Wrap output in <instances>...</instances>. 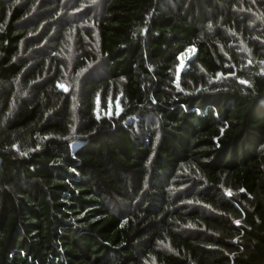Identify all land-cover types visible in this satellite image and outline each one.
<instances>
[{
	"label": "trees",
	"instance_id": "trees-1",
	"mask_svg": "<svg viewBox=\"0 0 264 264\" xmlns=\"http://www.w3.org/2000/svg\"><path fill=\"white\" fill-rule=\"evenodd\" d=\"M0 264H264V0H0Z\"/></svg>",
	"mask_w": 264,
	"mask_h": 264
},
{
	"label": "snow or ice",
	"instance_id": "snow-or-ice-1",
	"mask_svg": "<svg viewBox=\"0 0 264 264\" xmlns=\"http://www.w3.org/2000/svg\"><path fill=\"white\" fill-rule=\"evenodd\" d=\"M241 83H247L246 81H240ZM59 87H63V85H58ZM65 91H67V88H65L64 89ZM241 191H243V189L241 190ZM229 195H231V193H229ZM235 223L237 224V225H239V223H240V221H235Z\"/></svg>",
	"mask_w": 264,
	"mask_h": 264
}]
</instances>
